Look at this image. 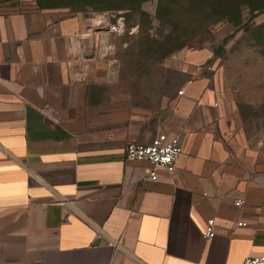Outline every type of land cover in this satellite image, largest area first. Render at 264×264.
Segmentation results:
<instances>
[{
	"label": "crops",
	"instance_id": "obj_1",
	"mask_svg": "<svg viewBox=\"0 0 264 264\" xmlns=\"http://www.w3.org/2000/svg\"><path fill=\"white\" fill-rule=\"evenodd\" d=\"M96 19L0 10V264L264 256V132L246 130L201 51L185 53L156 105L104 92L106 36L86 35ZM162 131L179 132L182 151L150 180L124 149Z\"/></svg>",
	"mask_w": 264,
	"mask_h": 264
},
{
	"label": "rangeland",
	"instance_id": "obj_2",
	"mask_svg": "<svg viewBox=\"0 0 264 264\" xmlns=\"http://www.w3.org/2000/svg\"><path fill=\"white\" fill-rule=\"evenodd\" d=\"M12 8L123 15L125 32L109 36L101 57L104 92L133 102L156 105L184 76L185 53H206L246 130L264 132V0H0V10Z\"/></svg>",
	"mask_w": 264,
	"mask_h": 264
},
{
	"label": "built area",
	"instance_id": "obj_3",
	"mask_svg": "<svg viewBox=\"0 0 264 264\" xmlns=\"http://www.w3.org/2000/svg\"><path fill=\"white\" fill-rule=\"evenodd\" d=\"M94 25L88 29L86 35L104 34L106 40L111 34L120 35L126 30L125 19L123 15H105L99 14ZM98 41V38H97ZM98 44L94 43V46ZM111 45L106 42L103 49V55L110 51ZM178 94L182 93V89L177 90ZM182 147L180 143V134L175 132L169 134L167 132L157 133L149 143L130 142L125 146L124 156L128 160H144L150 163L151 167L146 172V178L155 180L158 177L157 169H163L168 173L175 170L176 162L181 154ZM241 201H235V205H240ZM216 221L214 218H208L205 223L203 236L206 239L212 238L215 233ZM245 225L244 221H237L236 226ZM118 244V242L116 243ZM241 264H264V256L246 257Z\"/></svg>",
	"mask_w": 264,
	"mask_h": 264
}]
</instances>
